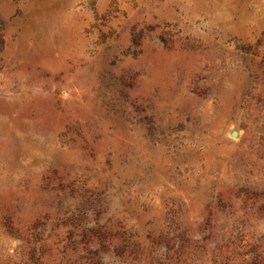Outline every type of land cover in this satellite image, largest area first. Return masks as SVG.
Instances as JSON below:
<instances>
[{
	"label": "rangeland",
	"instance_id": "obj_1",
	"mask_svg": "<svg viewBox=\"0 0 264 264\" xmlns=\"http://www.w3.org/2000/svg\"><path fill=\"white\" fill-rule=\"evenodd\" d=\"M0 264H264V0H0Z\"/></svg>",
	"mask_w": 264,
	"mask_h": 264
}]
</instances>
